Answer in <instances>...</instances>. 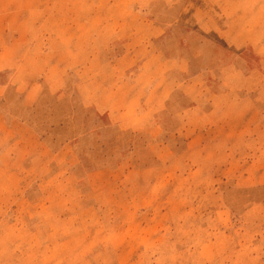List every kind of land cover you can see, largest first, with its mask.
<instances>
[{
  "label": "rangeland",
  "instance_id": "374dc122",
  "mask_svg": "<svg viewBox=\"0 0 264 264\" xmlns=\"http://www.w3.org/2000/svg\"><path fill=\"white\" fill-rule=\"evenodd\" d=\"M0 264H264V0H0Z\"/></svg>",
  "mask_w": 264,
  "mask_h": 264
}]
</instances>
